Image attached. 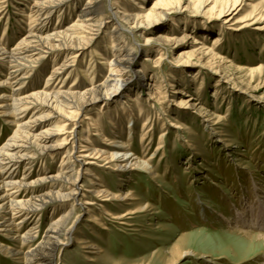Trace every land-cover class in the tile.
Masks as SVG:
<instances>
[{
  "label": "rangeland",
  "instance_id": "1",
  "mask_svg": "<svg viewBox=\"0 0 264 264\" xmlns=\"http://www.w3.org/2000/svg\"><path fill=\"white\" fill-rule=\"evenodd\" d=\"M90 1L69 0L43 25L30 15L32 0H0V44L15 48L34 25L45 36L65 31L79 23L80 10ZM133 1L103 0L106 22L99 32L94 27L75 35L83 46L79 52L46 51L23 82H17L20 75L1 86L0 96L10 95L12 86L21 97L59 87L78 94L111 79L109 62L117 44L111 37L119 25L113 12L144 13L152 0H135L141 8ZM197 1L183 0L180 11L155 18L146 29L125 31L127 49L137 52L135 72H127L125 84L112 99L103 96L73 119L61 117L44 126L60 132L50 144L54 150L37 157L31 181L61 174L65 157L78 155L89 146L86 140L110 153L120 150L118 140L152 169L121 173L91 159L96 179L76 163V171L82 170L79 200L91 203L59 202L67 203L64 209L47 207L42 219L33 218L19 230L22 234L35 225L41 241L49 224L74 205L75 233L60 247L55 264H264V238L259 239L264 230H254L250 241L229 233L241 216L259 218L264 211V0H241L233 15L227 9L236 0H207L211 3L204 7ZM66 61L73 63L64 79L48 84ZM10 67L0 62V80L8 81ZM5 119L0 114V147L17 129ZM25 168L20 167L21 175ZM93 183L123 197L135 195L131 206L106 203L111 214L127 215L141 206L148 212L128 215L126 222L106 216L91 193ZM82 241L101 251L84 249ZM181 243L184 255L168 263ZM0 264L22 262L0 253Z\"/></svg>",
  "mask_w": 264,
  "mask_h": 264
},
{
  "label": "bare ground",
  "instance_id": "2",
  "mask_svg": "<svg viewBox=\"0 0 264 264\" xmlns=\"http://www.w3.org/2000/svg\"><path fill=\"white\" fill-rule=\"evenodd\" d=\"M68 1L32 0L30 15L34 17L36 23L44 25L47 22L46 19L57 8L62 7ZM133 2L135 3V0ZM182 2L183 0H152L148 5L149 9L146 8L144 13L125 14L122 16L118 11L113 12L116 19L118 18L117 23H119L115 27L112 33L113 36L111 37L112 45L114 46V43H117L112 55V61L109 62V65L113 67V76L102 85H90V87L85 89V92L78 94H75L71 90L67 92L61 87L51 91L48 88L29 94L26 97H21L15 86H12L10 95L0 96V114L6 118L5 120L9 125L17 128L14 135L0 147V253L4 257L14 258L15 261L22 262V264H55L60 247L71 241L75 233L74 222L71 221L74 205L70 211L63 212L57 221L49 224L48 230L41 241H38L39 236L34 227L35 225L22 234L19 230L33 218H41L47 207L56 210L57 208H65V204L67 203L62 205L60 204L61 202H80L82 206L91 203H81V200H79L80 188L78 182L82 170L76 171V163L80 164L82 168L85 167L87 174H92L91 165H96L89 161L91 159L98 160V162L104 164V166H101L105 168L120 171L121 173H126L128 169H135L136 171L142 169L149 171V173L152 172V169L148 167V162H142L130 156L129 151L126 150L127 145L118 140L115 142L118 143L117 147L120 150H115L112 153L96 148L89 140H86L89 146L81 147L77 153L78 155H69L67 152L68 155L63 161V172L61 174L52 176L44 174L45 176L42 175L43 177L41 178L30 180L32 176L31 170L37 157L49 150H54L55 147H52L50 144H52L60 132L47 128L44 129V126L54 119L61 117L64 120L73 119L75 114L83 111L85 104L99 101L103 96L112 99V93L117 92L119 86L125 84L127 81V72H135L137 52L135 53L133 48L130 51L127 49V43H125V38H123L124 32L127 30L133 32V30L135 31L139 28L146 29L150 23H154L155 18H164L168 14L180 11L183 5ZM240 2L241 0H236L232 8H228L227 11H233L231 15L239 11ZM208 3L211 2L198 0L196 5L204 7ZM135 5L141 8L137 2ZM227 6L225 7L227 8ZM150 9H157V11H153L152 17L149 18L147 16L150 15ZM80 13L79 23L67 28L65 31L45 36L43 35L42 27L36 30L34 27H37V25H34L15 48L7 49L0 44V62L1 64H9L12 71L8 81L0 80V88L7 84H13L17 80V76L22 75L17 80L18 83L26 79L25 76L33 70L37 61L50 49L79 52V49L83 46L78 43L79 38L75 37V35L79 31H92L94 27L99 32L106 22V19L103 17L105 13L103 0H91L85 8L80 10ZM147 18L150 21H147ZM92 40L93 38L91 37L88 42L90 43ZM200 45L203 46L204 44L201 43ZM73 58H69L68 60ZM69 62L66 61L61 67L56 69L51 78L48 79V84L53 83L55 80L64 79L65 73L69 71L72 65L70 63H73V61ZM90 65L92 66V64ZM139 79L143 81L145 78L141 76ZM76 96L82 100L80 103L77 100L75 101ZM44 112H47V114L41 115ZM92 128L98 130L95 124H93ZM98 135L106 140L101 133H98ZM66 143H62L59 146L64 147ZM24 165L26 166L25 172L21 175L19 170ZM92 175V177L96 178V175ZM34 185L45 186L37 189L32 188ZM91 193L96 197V204L102 206L104 214L114 220L126 222L128 215L148 212V210H143L144 206H141L137 211H129L127 215H114L105 209L104 205L106 203L123 201V204L131 206L133 205L132 201H135V195L127 193V196L123 197L119 193L116 194L103 189L102 186L96 187ZM92 204L95 205V203ZM260 212L259 218H256L257 215H251L250 217L248 215L241 216L235 222L237 226H234L232 228L233 231L229 232L230 236L239 237L245 241H250L252 238L255 240L254 237L256 235L254 230H264V211L261 210ZM15 219L20 220V223L17 224ZM260 237L264 238V234L259 235V239ZM3 242H6V244ZM35 242L38 243L32 248L30 246L28 250L21 249ZM80 244L83 245L84 249L101 251L100 247L93 246L90 242L82 241ZM255 244L256 246L261 245L258 241ZM185 248V244L176 245L168 263L182 257Z\"/></svg>",
  "mask_w": 264,
  "mask_h": 264
}]
</instances>
